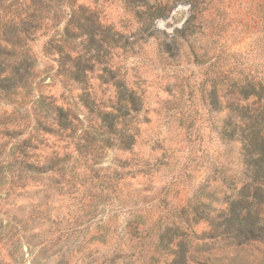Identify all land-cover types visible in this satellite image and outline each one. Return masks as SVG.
Wrapping results in <instances>:
<instances>
[{
	"label": "trees",
	"instance_id": "trees-1",
	"mask_svg": "<svg viewBox=\"0 0 264 264\" xmlns=\"http://www.w3.org/2000/svg\"><path fill=\"white\" fill-rule=\"evenodd\" d=\"M89 1L97 5L105 0ZM118 1L137 29L132 35V53L141 57L143 44L151 43V60L165 72L163 79L166 76L171 96L165 110L181 112L180 125L186 129L194 127L199 115L201 124H209L210 132L226 145L224 159L214 163L206 183L196 190L208 197L219 188L223 204L205 217L210 203L196 201L186 221L192 233L191 225L200 221L209 228L199 234L207 242L198 246V257L190 253L191 241L175 240L181 229L176 221L154 224L149 220L140 226L137 217H132L123 237L139 238L143 252L145 238L155 233L156 249L170 250L173 256L167 264H264V0L243 2L247 22L221 16L220 0ZM179 4L189 6L186 19L172 31L161 28L159 20L169 18ZM6 15L0 21V98L6 101L20 95L26 108L25 124L34 123L29 135H19L10 151L27 157L32 148L46 147V134L67 145L76 139L73 156L57 150L54 141L39 168L66 183L75 180L73 170L68 172L74 156L79 161H95L98 149L108 146L132 151L140 138L137 117L145 109V89L130 84L110 64L114 48L126 51V44H117L122 38L111 35L110 27L103 30L98 13L85 0H21L6 5ZM233 23L241 26L237 34L252 38L247 51H219L210 56L211 51L199 42L220 41ZM231 31L235 34L236 29ZM44 37L43 55L56 61V74L62 78L67 97L35 92V81L42 72L37 69L40 56L32 42ZM183 59L205 66L183 76L178 70ZM97 66L101 73L93 84L90 75ZM104 85L112 88L108 96L101 92ZM174 87L179 94L173 92ZM28 98L33 100L29 106ZM209 181L219 182L213 192L207 190ZM154 257L150 260L157 263Z\"/></svg>",
	"mask_w": 264,
	"mask_h": 264
},
{
	"label": "rangeland",
	"instance_id": "rangeland-1",
	"mask_svg": "<svg viewBox=\"0 0 264 264\" xmlns=\"http://www.w3.org/2000/svg\"><path fill=\"white\" fill-rule=\"evenodd\" d=\"M16 1L21 2L0 0V21L8 17L6 5ZM244 1L220 0L219 14L247 22ZM85 3L98 13L103 30L110 27L111 35L122 38L117 44H126V51L119 47L111 51L110 64L130 84L137 83L145 89V109L137 117L140 138L132 151L122 152L108 146L98 149L95 161H79L74 156L68 172L73 170L75 180L66 183L51 172L41 173L39 168L52 151L49 146L54 141L59 145L57 150L73 156L76 139L67 145L66 141L46 134V147L32 148L27 157L13 153L10 150L14 142L19 135L28 136L34 123L25 124L26 108L20 95L6 101L0 98V264H167L171 261L170 250L156 249L155 233L145 238L143 252L139 238L123 237L132 217H137L140 226L149 220L154 224L176 221L181 229L175 234V240L191 241L190 253L198 257V246L207 242L199 234L209 228L206 222L200 221L191 225L195 229L192 233L186 221L192 216L189 210L196 201L210 203L208 212L203 214L205 217L223 204L219 188L208 197L196 190L206 183L214 163L224 159L226 145L210 132L209 124H201L199 115L194 127L186 129L180 125L181 112L165 110L166 100L171 97L166 76L163 79L165 72L151 60L154 57L151 43L143 44L141 57L132 53V35L137 29L121 3L118 0L100 1L97 5L89 0ZM188 7L179 4L158 25L172 31L186 19ZM234 28L235 34L231 31ZM240 28L233 23L220 41L209 44L201 40L199 44L211 51L210 56L219 51L245 52L252 38L237 34ZM127 37L128 42H124ZM45 41L46 37L32 42L36 55L40 56L37 69L42 72L35 81V92L67 97L68 94L63 95L62 78L56 74V61L43 55ZM79 42L77 39L76 44ZM204 66L183 59L178 70L181 75L189 76L193 71H202ZM173 71L172 68L170 74ZM100 73L97 66L90 75L91 83L98 82L96 76ZM111 91L106 85L101 89L105 96ZM173 92L179 94V88L174 87ZM32 101L28 98L27 105ZM15 131L22 134L17 135ZM209 182L207 190L213 192L219 182ZM133 209L136 213H131ZM153 254L157 263L150 260Z\"/></svg>",
	"mask_w": 264,
	"mask_h": 264
}]
</instances>
